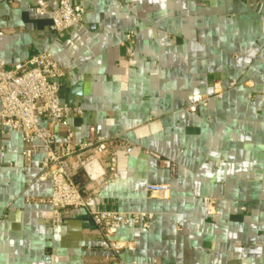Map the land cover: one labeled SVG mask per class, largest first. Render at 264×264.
<instances>
[{"label": "crops", "instance_id": "obj_1", "mask_svg": "<svg viewBox=\"0 0 264 264\" xmlns=\"http://www.w3.org/2000/svg\"><path fill=\"white\" fill-rule=\"evenodd\" d=\"M33 1H0V59L11 66L49 52L65 74L60 104L81 110L69 118L75 143L100 125L104 136L133 145L90 204L153 214L147 230L117 231L135 246L119 260L264 264V0H70L85 8L83 29L63 35L33 14ZM45 1L55 8L59 0ZM191 95L208 98L195 114L186 111ZM21 150V134L6 131L0 264H110L84 211L51 223L41 202L51 183L38 179L43 153L26 168ZM147 184H167L168 198L149 196Z\"/></svg>", "mask_w": 264, "mask_h": 264}, {"label": "built area", "instance_id": "obj_2", "mask_svg": "<svg viewBox=\"0 0 264 264\" xmlns=\"http://www.w3.org/2000/svg\"><path fill=\"white\" fill-rule=\"evenodd\" d=\"M0 1L12 3L15 0ZM29 7L36 17H49V29L56 35L83 29L85 8L70 0H59L55 8H50L45 0H34ZM124 43L126 55L131 60L135 33L127 32ZM64 78V71L47 51L11 66L0 59V138L6 131L21 134V157L26 168L32 165L33 156L42 151L38 179L48 178L51 183L50 195L41 201L50 207L51 223H60L71 211H84L103 240L105 259L110 264H123L120 254L133 251L135 246L133 242L118 240L117 231L129 225L147 230L153 214L92 210L90 204L96 190L115 179L118 154H130L133 145L118 137L104 136L100 125L89 126L87 137L75 143L69 118L80 115L81 110L60 104L59 91ZM213 89L214 96L221 97L220 85L215 84ZM207 99L201 95L189 96L186 111L197 113L200 107L206 106ZM146 153L155 157L161 167L174 172L170 162ZM146 191L151 197L166 199L169 186L147 184ZM207 214H214L210 206Z\"/></svg>", "mask_w": 264, "mask_h": 264}]
</instances>
